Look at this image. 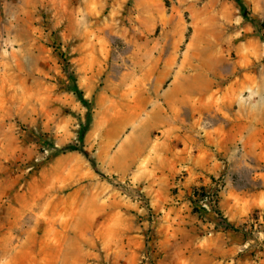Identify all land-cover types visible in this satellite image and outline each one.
Masks as SVG:
<instances>
[{
  "label": "rangeland",
  "instance_id": "374dc122",
  "mask_svg": "<svg viewBox=\"0 0 264 264\" xmlns=\"http://www.w3.org/2000/svg\"><path fill=\"white\" fill-rule=\"evenodd\" d=\"M246 2L0 0V264H264V0ZM70 72L100 171L51 145L87 122ZM196 188L257 238L216 230Z\"/></svg>",
  "mask_w": 264,
  "mask_h": 264
},
{
  "label": "trees",
  "instance_id": "16d2710c",
  "mask_svg": "<svg viewBox=\"0 0 264 264\" xmlns=\"http://www.w3.org/2000/svg\"><path fill=\"white\" fill-rule=\"evenodd\" d=\"M235 1L244 8L245 16L249 17L250 13L248 10V5L246 0H235ZM69 76L71 78L69 89L74 92L77 99L88 109L87 122L81 126V129L79 131L80 143H72L61 147H57L53 143L51 145L55 147L56 153H66L70 151H80L84 153L91 160L96 170L100 171L98 169L96 160L90 155V153L87 151V149L84 146L86 134L89 131L90 125L93 120L94 102L89 97H87L85 91L78 83L75 74L70 72ZM50 143L51 142H49L48 140L47 145H50ZM210 192L211 190L207 188H202V190L198 188L195 189L194 198H193V202L195 204L194 206L195 212L199 213L201 217L207 219L209 222H213V224H215L216 230H220V229L233 230L236 232L243 233L245 237H249L251 235L252 237L255 238L256 236L254 230L253 232H249L245 229H240L233 221L229 219L228 216H226V214L220 207L218 200L214 198L215 196H211ZM208 195H210V198L207 197Z\"/></svg>",
  "mask_w": 264,
  "mask_h": 264
},
{
  "label": "crops",
  "instance_id": "0c3cea01",
  "mask_svg": "<svg viewBox=\"0 0 264 264\" xmlns=\"http://www.w3.org/2000/svg\"><path fill=\"white\" fill-rule=\"evenodd\" d=\"M166 71H169L168 69Z\"/></svg>",
  "mask_w": 264,
  "mask_h": 264
}]
</instances>
